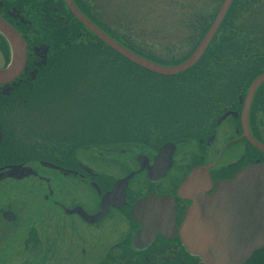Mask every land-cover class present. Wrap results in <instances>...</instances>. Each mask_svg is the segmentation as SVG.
I'll list each match as a JSON object with an SVG mask.
<instances>
[{"label":"flooded vegetation","instance_id":"1","mask_svg":"<svg viewBox=\"0 0 264 264\" xmlns=\"http://www.w3.org/2000/svg\"><path fill=\"white\" fill-rule=\"evenodd\" d=\"M72 2L88 21L120 44L78 6L81 0ZM0 20L14 31L25 49L21 69L14 76L0 80V174L16 166L35 173L20 180L0 178V232L3 236L0 264H53V260L56 264H264V244L239 259L230 257L223 261L210 243L214 233L205 206L222 183L232 181L250 165H264V155L250 144L241 126L244 100L254 79L226 78V85L237 88L212 96L211 103L204 109L205 115L211 118L200 121L198 127L189 128L187 136L163 144H171L174 149L171 165L161 177H157L158 171L153 168L163 145L156 151L148 150L124 159L110 154V157L96 159L98 163H90L85 155L78 158L69 150L53 163V158L45 159L39 151L45 132L35 131L34 124L27 121L34 116L29 112H41L37 110L41 100L53 98L49 86L64 80L58 78L59 69L74 64L61 60L58 63L59 49L110 48L74 18L64 0H0ZM11 49L0 33L3 62L0 71L10 67ZM71 54L72 51L67 52L63 57L69 58ZM256 63L253 61V66L259 65ZM83 65L87 67V63ZM244 83H247L245 91L241 87ZM263 85L256 93L260 90L264 94ZM255 95L248 112V132L264 146V123L258 125L250 119ZM11 116L14 120L18 116L17 125ZM237 147V153L231 151ZM229 153L232 156L225 161ZM53 171L60 178L80 182L91 194L83 200L90 208L76 203L66 207L55 204L60 213L54 216L52 242L42 250L41 213L33 202L41 185L49 183L43 172ZM26 182H31L29 186L33 190L27 206L32 208L30 212L20 204L26 202L27 196L21 190ZM44 198L48 200V196ZM142 202L144 206L137 207ZM259 221L258 226L263 229L264 222ZM187 240L193 247L188 246Z\"/></svg>","mask_w":264,"mask_h":264},{"label":"rangeland","instance_id":"2","mask_svg":"<svg viewBox=\"0 0 264 264\" xmlns=\"http://www.w3.org/2000/svg\"><path fill=\"white\" fill-rule=\"evenodd\" d=\"M222 2L223 0H81L78 6L82 10L85 9L91 17L93 16L92 19L121 45H130L135 54L138 51L149 59L153 58L154 61L172 63V65L165 66H175L173 64L184 62L194 51ZM254 10L255 15L252 14L251 7L246 8V2L244 5L235 8L234 12L230 8L229 11L231 12L228 13L232 17H229V21L235 30L242 28L244 31L247 28H253L256 23L260 27L259 32L263 34L261 36L264 37V0H260ZM262 44L264 45V42ZM107 52L105 49H99V51L90 49L88 55L84 56L87 61L76 59L74 64L60 68L58 78L63 77L64 82L58 81L49 86V90L54 94L53 98L49 101H40L38 104L40 109L37 110L41 112L28 113L34 115L30 116L27 122L34 124L35 131L45 132L41 136L39 150L42 152L43 158H53V163H56L55 158L59 157L60 159L61 154L69 153V150H72L78 158L85 155L89 157L90 163H98L95 161L96 159L110 157V154H113L111 157L124 159L148 151L147 148L138 149L133 145L115 144L116 137H118L117 130L111 127L117 121L120 122V115L128 114L131 111L127 103L131 95L134 94L133 88L143 85L137 84V81L135 82L133 79V76L138 74L137 70L118 61L115 55ZM104 53L111 56V60H116L112 64H106V68L101 62L89 60L98 56L101 57ZM64 55L62 53L58 56V63ZM83 62L87 63V67L83 65ZM93 62L95 63L92 64ZM2 63L0 56V65ZM118 63L124 65H117ZM148 80L149 82L157 81L162 87L160 84L162 80H153L152 77ZM151 97L152 95L147 97L151 100V110H143L141 118H137V115H130V119L128 118L131 120V124L136 122L138 128H142L140 124L147 125L155 122L154 117H159L161 114L162 105L152 101L158 97L152 99ZM51 102H53L52 108L49 107ZM256 102L257 106L256 104L253 105L250 119L255 120L259 125L264 123V94L262 91ZM30 104L31 102L26 105L25 110ZM15 118L17 119L18 116ZM149 118L147 123L145 120ZM16 119L14 120V116H11V120L17 125L19 121L16 122ZM81 125L83 126L80 127ZM95 126L97 128L96 133L104 134L102 137L92 133ZM107 130L109 131L108 135H106ZM80 141V148L76 150L78 148L76 145ZM81 145L83 146L81 147ZM238 150L237 147L231 151L237 153ZM230 156H232L231 153L227 154L225 161ZM43 173L49 183L41 185L38 190L40 193H36L33 202V205L38 206L41 213L42 250L49 241L52 242L50 239L53 238L54 216L60 213V208H56L55 204L58 203L66 207L76 203L90 208V204L83 202V200L91 195L76 180L60 178L54 171ZM29 184L31 182L22 184L21 190L27 197L25 203L19 202L21 205L24 204V209L28 212L32 210L27 206H29L28 201L32 197L30 196L31 191L33 192ZM49 191L50 193H48ZM47 196L48 200H45L44 197ZM2 241L3 236L0 232V249ZM3 252L1 251V253ZM58 254L60 255L59 252ZM53 264H56L54 260Z\"/></svg>","mask_w":264,"mask_h":264},{"label":"trees","instance_id":"3","mask_svg":"<svg viewBox=\"0 0 264 264\" xmlns=\"http://www.w3.org/2000/svg\"><path fill=\"white\" fill-rule=\"evenodd\" d=\"M245 2L246 8L251 7L252 14L255 15L254 9L255 6H258L260 0H234L230 8L234 12L235 8L244 5ZM229 17H232L230 13L226 15L218 33L211 41L200 61L190 70L173 77H161L146 72L131 65L111 50L105 49L112 55H115L118 61L126 63L134 70H137L138 74L133 76V79L135 82L137 81V84L143 85L133 88L134 94L131 95L127 103L131 111L128 114L122 113L123 115H120L119 118L120 122L118 123L117 121L111 127L117 130L118 137H116L115 144L133 145L138 149L147 148L148 150L156 151L158 147L166 142H174L177 139H181L187 136L189 130H191L189 128L192 126L198 127L201 125L200 121L202 122L211 118L205 115L204 109L211 103L213 95L230 92L237 88L236 85H226L227 83L224 81L226 78H247L253 80L264 71V45L262 44L264 37L259 32L260 27L255 23L253 28H247L245 31L242 28L235 30L229 21ZM122 46L135 53L134 50H131L130 45ZM65 50L67 52L73 51L72 56L70 57L69 55V58L61 57V61L73 63L76 62V59L87 61L84 56L88 55L87 53L90 49H63L61 54H67ZM97 50L99 51V49ZM78 52H81V54H78ZM107 53L95 59L92 57L93 59L89 60H95L97 63L101 62L105 65L104 68H106V64H112L113 61H116L111 60V56L107 55ZM136 53L141 57L149 59L138 51ZM149 60L160 65H172V63L159 62V60L154 61L153 58ZM253 61L259 65L254 64L256 66H253ZM123 63H118L117 65ZM177 64L179 63L173 65ZM144 76L148 79L152 77L153 80H162L160 82L162 87L159 86L157 81L149 82ZM241 87L245 91L247 83H244ZM151 95V99L158 97L157 99H152V101L154 103L159 102L162 105L161 114H159V117H154L155 122L147 125L140 124L142 128H138L136 122L131 124L129 117L130 115H137V118H141L143 110H151V100L150 98L147 99ZM259 95L260 90L255 95L253 105L256 104L257 106V102L255 103V101ZM192 110H195V112H192ZM149 120L150 118L145 121L148 123ZM93 131L92 133L99 134L96 133V126L93 127ZM108 132L107 130L106 135H108ZM103 135L102 133L99 134L100 137Z\"/></svg>","mask_w":264,"mask_h":264},{"label":"water","instance_id":"4","mask_svg":"<svg viewBox=\"0 0 264 264\" xmlns=\"http://www.w3.org/2000/svg\"><path fill=\"white\" fill-rule=\"evenodd\" d=\"M232 1L233 0L223 1L210 28L191 56L184 62L169 67L148 61L121 46L88 21L79 12L72 0H64L74 18L99 41L110 48V50L118 54L128 63L161 77L180 75L193 68L199 62L206 47L215 36L217 29L228 12ZM0 33L8 40L12 48L10 67L5 71H0V80H3L12 75L14 76L21 69L25 61V49H23L14 31L1 20ZM263 83L264 73L256 77L250 84L241 113V126L250 144L264 155V146L256 142L248 132V112L250 104L257 89ZM173 149L174 146L171 144H165L159 149L153 168V170L158 171L157 177H161L170 167ZM43 166L59 169L50 164H43ZM148 172L150 174L151 170ZM34 174L35 173L29 168L16 166L10 167L8 172L0 174V178L9 177L20 180ZM145 200L149 201L148 199ZM104 205H106V200L104 201ZM143 206V202L137 205V207ZM205 206L214 233L210 243L223 261H226L230 257L239 259L243 255L250 254L258 246L263 245L264 228L262 229L258 226V221L259 218L263 216L259 222H264V165H250L241 170L232 181L222 183L214 196L210 198L208 202L206 201ZM83 217L87 219L84 215ZM219 219L222 220V223L219 222ZM246 221L249 225L246 224ZM188 226L191 228L192 225L189 224ZM249 236L250 239H248ZM201 237L204 241V236L202 235ZM187 242L188 246L193 247L192 242L188 240Z\"/></svg>","mask_w":264,"mask_h":264}]
</instances>
